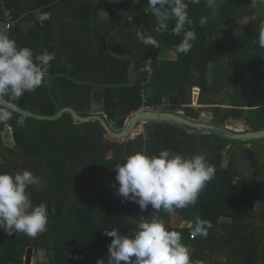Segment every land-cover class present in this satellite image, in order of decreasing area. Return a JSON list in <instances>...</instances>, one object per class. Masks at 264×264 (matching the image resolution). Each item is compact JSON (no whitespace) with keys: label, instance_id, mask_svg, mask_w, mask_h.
<instances>
[{"label":"trees","instance_id":"trees-1","mask_svg":"<svg viewBox=\"0 0 264 264\" xmlns=\"http://www.w3.org/2000/svg\"><path fill=\"white\" fill-rule=\"evenodd\" d=\"M107 1L0 0L1 19L4 17L5 4L18 20L9 36L20 47H29L37 55L44 51L55 53L46 82L16 101L19 108L38 115L53 116L56 109L49 97L48 81L56 74L96 84L119 85L128 82L131 62L114 58L106 47V37L122 21L121 15L109 9ZM220 1L222 3L215 8L207 7L206 0H200L198 4L188 2V19L192 24L187 30H194L197 39L189 53L177 54L174 49L181 42L183 32L172 34L174 21L169 22L168 31H163L159 29L147 0H115L114 7L126 10L129 20L112 37L111 47L120 56H133L137 63L136 72L140 73L136 86L100 89L76 85L62 78L53 83L57 101L64 108L74 109L82 117L102 113L116 130L122 129L127 119L142 108V93L148 98L149 106H155L156 102L165 99L171 106L168 111L176 112L182 108L187 117L195 120L200 119L202 111H208L206 107L223 105L215 99L216 95L227 85L236 91L246 71L243 69L235 74L230 73L231 64L226 63V60L230 61L233 56L216 35L218 21L226 15L232 18L247 15L248 10L242 13L239 10L242 11L248 4L245 6V0ZM36 11L48 14L49 19L35 21ZM101 11L110 14L109 24L105 26L93 24V19ZM203 17H207V20L214 17L216 22L209 24L207 21L201 25ZM29 21H34L33 27L24 33L21 25ZM141 26L147 35L158 40V49L137 40L134 33L140 31ZM162 49L174 51L178 57L177 62L159 64L157 55ZM149 58H152L153 68L151 80L153 78L156 85L153 92L149 86L152 81L146 86L145 73L142 71L145 60ZM211 65L212 86L208 80ZM193 87L200 88L197 108L192 104ZM233 104L236 103L232 101L228 105ZM95 106L100 107L99 110ZM212 112L216 116L213 124L220 126L225 117L222 115L217 120V116L221 115L222 110L214 108ZM247 113L246 124L249 130H263L264 112L258 108ZM18 116L14 113L9 122L0 124V171L14 173L22 159L39 163L48 169L43 202L48 206L49 223L47 231L42 233L40 247L50 264H97L99 259L107 264L108 245L114 238L105 232L118 229L123 235L133 233L137 230L140 216L151 219L156 215L166 224L169 222L171 215L163 210L155 212L149 205V210L142 211L135 202L118 197L112 187L117 183L114 166L123 163L127 155L134 151L152 155L161 149L186 156L201 153L215 166L214 178L200 192L195 205L176 210L187 220L200 217L211 221L213 227L208 230V236L195 235L192 239L193 229L179 231L168 226L169 229L180 232L186 246L194 245L196 250L205 246L210 253H217L221 243L227 240L228 249L237 245L243 254L239 264H259L257 257H260V244L253 227L254 208L259 202L264 204V198L261 199L256 183L243 181L240 192H236L234 182L238 177L237 155L230 152L231 161L223 166L226 160L225 148L231 142L216 135H202L172 124L150 123L144 125V135L135 141L120 144L107 141L106 133L99 123L75 125L69 114L54 122L36 120L39 125H33L28 120L35 119L26 117L23 126L17 125ZM230 116L239 119L244 114L239 110H231L226 118ZM6 135L12 138V147L4 146ZM145 135L149 138L147 141L144 140ZM244 144L249 143L234 145ZM33 203L38 202L33 200ZM100 212L103 213L102 221L97 220ZM73 214L76 219L72 218ZM222 219H230L231 222L221 223ZM75 220L78 226H75ZM217 231L226 238L222 234L216 236ZM34 239L21 233L9 236L0 230V264H24L27 249H34Z\"/></svg>","mask_w":264,"mask_h":264},{"label":"clouds","instance_id":"clouds-1","mask_svg":"<svg viewBox=\"0 0 264 264\" xmlns=\"http://www.w3.org/2000/svg\"><path fill=\"white\" fill-rule=\"evenodd\" d=\"M159 29L169 30L173 35L183 32V38L175 46L177 54L191 51L197 39L194 30H186L188 19L187 0H147ZM200 0H191L198 4ZM206 6L215 8V0H206ZM207 17L200 20L201 25ZM258 43L264 47V28H259ZM137 40L147 46L159 48L157 39L141 30L134 33ZM54 52L34 54L29 47H20L5 33H0V124H6L17 111L18 101L25 93L34 92L46 82ZM17 125L26 122L24 115L17 117ZM149 138L144 136V140ZM122 163L114 166L116 171L112 187L116 195L126 201L135 202L142 211L149 205L155 212L163 210L175 215L176 210L195 205L200 192L215 176V166L206 156L195 153L191 156L161 149L149 155L134 151ZM42 179L32 171L24 169L10 173L0 171V230L12 236L21 233L32 238L47 231L49 212L46 202L33 203L30 188L39 186ZM118 184V187H117ZM213 227L211 221L196 217L193 235L208 236ZM114 239L108 245L107 264H191L188 247L182 242V234L170 230L159 216L139 219L137 230L123 235L118 229L105 232ZM97 264H105L103 259Z\"/></svg>","mask_w":264,"mask_h":264},{"label":"crops","instance_id":"crops-1","mask_svg":"<svg viewBox=\"0 0 264 264\" xmlns=\"http://www.w3.org/2000/svg\"><path fill=\"white\" fill-rule=\"evenodd\" d=\"M221 1H216V6ZM245 6L246 3L248 4V7H243L242 11L239 10V12H246L248 10V14L243 17H235L232 18L231 15L223 16L222 19L218 21V29L216 35H218L225 46H227V51L230 53V55L233 56V58L228 61L226 60V63H230L231 67L229 69L230 73L235 74L238 70H245L246 73L241 79V82L239 83L238 89L235 91V89L229 85L225 89H222L217 95L216 100L218 102H221L223 105H220L219 107H213L209 106L206 107L208 111H202V113L207 114L205 117H207L208 122L213 124V121H215V114L212 112L214 108H220L222 110L221 115L217 116V120H220V117L224 115L225 119L221 123L220 126H223L224 128L230 127L235 132H244L249 130V127L246 124V117L247 112L251 110H255L260 108L264 112V47H261L258 43V31L259 28H264V7L260 4H252L250 0H245ZM222 3V2H221ZM114 4V3H113ZM244 6V5H243ZM109 13L101 11L99 13V16L93 19V24H101L103 26L109 24ZM35 21L43 22L45 20L49 19L48 14H42L40 11H36L34 13ZM25 17V15H23ZM1 19V17H0ZM209 24H213L216 22V18L211 17L209 20H207ZM30 24V27L28 31H25L22 28V31L24 33H28L34 24L33 22ZM24 24V23H23ZM192 24V21L189 20V22L185 25V29L187 30ZM22 27V25H21ZM73 34H71V37ZM157 59L159 60V64L162 62L166 63H175L177 62V54L169 49H162L159 51L157 55ZM226 67V65H224ZM251 68L250 70L248 68ZM213 65L210 66L209 69V85H213ZM198 89V91H196ZM200 96V88L193 87L192 88V104L194 108H197V104L199 101ZM234 101L236 104L228 105L230 102ZM184 102V101H182ZM97 110H99L100 107L95 106ZM201 108V107H200ZM179 111H183L182 108L178 109ZM176 110V111H178ZM231 110H239L242 111L244 116L242 118L236 119L233 117L226 118V114H228ZM102 114V113H98ZM200 114V116H201ZM233 122V123H231ZM244 123V124H243ZM145 125V124H144ZM144 125L142 127V131L138 132L137 134H133L129 139L128 142L135 141L139 136L144 135L145 129ZM246 125V126H245ZM244 126V127H242ZM192 133V132H190ZM202 134V133H201ZM206 135V134H202ZM13 141L12 138L9 137V135L4 136V146L6 147H12ZM234 144H228L225 148L224 156H225V162L223 166H227V164L231 161L229 159L231 148ZM242 146V148L249 149V146L245 145H237ZM253 146V145H252ZM4 148V147H2ZM1 148V149H2ZM235 150V149H234ZM237 155L238 161H237V172L238 177L235 179L234 185L236 187V192L239 193L242 187V182H250L253 184H258L259 188V194L261 199L264 198V169L262 166L258 165V168L253 167L250 168L249 165H251L250 162H246L240 159L239 155ZM227 157V158H226ZM242 161V164H241ZM254 166H256V162L254 163ZM146 210H149L147 208ZM264 212V204L261 202L257 203L254 208V222L253 225L254 231L256 234V239H259V250L258 253H260V257H257L258 263H264V222L262 221V216ZM142 216H140V219ZM194 221L195 220H187L185 219L181 214L175 212V215L170 216V220L167 223L168 226L171 228L178 229L179 231H186L194 228ZM231 222L230 219H222L221 223H229ZM221 232L217 231L216 236H221ZM193 237L195 235H192ZM191 236V238H192ZM223 237L226 238L224 234H222ZM193 239V238H192ZM251 246V244L249 245ZM189 252H190V261L191 264H239L242 261L243 254L242 252L237 248V245H232L231 249H228V241L224 240V242L221 243L220 250L217 253H210L207 247L202 246L200 249L196 250L194 245L189 244L188 246ZM234 247V248H233ZM224 248V250H222ZM33 248H28L27 251L29 253H32ZM222 250V251H221ZM26 256L24 258V264L27 261ZM31 257V256H30ZM31 260V258H30ZM29 264H31V261H29Z\"/></svg>","mask_w":264,"mask_h":264},{"label":"water","instance_id":"water-1","mask_svg":"<svg viewBox=\"0 0 264 264\" xmlns=\"http://www.w3.org/2000/svg\"><path fill=\"white\" fill-rule=\"evenodd\" d=\"M115 0H108L107 4L109 9L122 16V21L120 24L114 29L112 32L108 34L106 37V47L111 55L118 60H129L131 62L129 70H128V82L122 83L119 85H110V84H96L92 82L79 81L75 80L72 77L65 74H56L52 76L48 81V93L51 102L53 103L56 113L53 116H43L34 114L32 112L23 110L17 106L16 114L24 115L27 118L35 119L38 121H47L54 122L60 120L65 114H69L75 125H84L89 123H99L100 126L106 133V138L113 141H123L128 138H131L133 132L140 126L144 124L150 123H160V124H172L175 126H180L182 128H186L191 130L194 133H202L206 135H216L222 139H225L228 142L237 144V143H252L257 141L264 140V129L258 131H244V132H233L223 126H217L212 123H208L202 120H195L190 117H187L185 114L181 112H157V111H139L132 116H130L124 127L119 130L113 129V127L108 123V120L104 114H93L88 117L80 116L74 109L72 108H64L57 101L54 93H53V83L58 79H66L68 81L74 82L76 85L87 86V87H95L100 89H115V88H133L136 86L138 82L139 72H136L137 63L134 60L133 56H120L116 54L111 47V39L112 37L121 31L126 23L129 20V15L126 10L119 9L114 7L113 3ZM30 257L27 258L25 264H29Z\"/></svg>","mask_w":264,"mask_h":264},{"label":"rangeland","instance_id":"rangeland-1","mask_svg":"<svg viewBox=\"0 0 264 264\" xmlns=\"http://www.w3.org/2000/svg\"><path fill=\"white\" fill-rule=\"evenodd\" d=\"M30 24L32 25V23L25 22L24 24H22V28L25 31H28V29L30 27ZM0 33H5L7 35L10 34V31L7 30V28H6L5 21L1 20V19H0ZM151 81L152 82H150L149 86H150V91L153 92V90L156 87V85L153 83V78H152ZM155 83L158 85L157 82H155ZM166 102H167L168 106L165 107V110L168 111L171 108V106L169 105L170 103L168 102V100H166ZM176 102H177V99L175 100V103ZM155 109L158 111V110L161 109V107L160 106H156ZM181 112L183 114H185L184 111L181 110ZM198 120H200V119H198ZM28 121L30 123H32L33 125H39V122L36 121V120H28ZM204 121H206V120H204ZM206 122H208V121H206ZM208 123H210V122H208ZM231 123H233V122H231ZM242 127H244V126H242ZM140 131H142V127L141 126L137 128V131L135 132V134H137ZM105 139L107 141H109V142L123 144V143H127L130 138H128L126 140H123V141H113V140L107 139L106 136H105ZM228 144H233V143H228ZM244 145L246 147L249 146V149L242 148V146L233 145V147L231 148V152H234L235 154H238L240 159L243 160V161H246V162H250L251 161V165H249L250 168H253V167L258 168V165H259V166H262V168L264 169V151H263L264 143H263V141L252 142V143L244 144ZM253 162L254 163L256 162V166H254ZM241 164H242V161H241ZM24 169H28V170L32 171L36 176H38V177H40L42 179L43 183L41 185L33 186L32 188H30V190L32 191V198H33V200L35 202H38V203L43 202V191H44L46 183H47L45 178L48 175V169L45 168V167H42V165L39 164V163L30 161L28 159H24V160L22 159V160H20L15 172L23 171ZM109 181H110V179H108V181H107L108 187H109ZM108 194L109 193H108V189H107L106 190V197H108ZM72 218L76 219L75 218V214L72 215ZM102 219H103V213L100 212L97 215V220L98 221H102ZM75 226H78V222L76 220H75ZM41 237H42V234H39L37 237H35L34 242H33L34 243V246H33L34 249H32V253H29L28 251L26 252V256H28V257L31 256L30 257L31 258V260H30L31 264H50L48 257L46 256V254L42 251V249L40 247Z\"/></svg>","mask_w":264,"mask_h":264},{"label":"built area","instance_id":"built-area-1","mask_svg":"<svg viewBox=\"0 0 264 264\" xmlns=\"http://www.w3.org/2000/svg\"><path fill=\"white\" fill-rule=\"evenodd\" d=\"M250 1L252 4L258 3L264 7V0H250ZM187 2H191V0H187ZM3 9H4L5 13H4V17L1 20L5 21L6 28H7V30L10 31L16 27V25L18 24V20L15 18L13 12L5 6V4H3ZM142 71L145 73V77H146V84L145 85L148 86V84L151 80L152 74H153L152 58L145 60V67L143 68ZM196 91H198V89H196ZM142 99H143V105H142V108L140 109V111H146V110L157 111V110H155V108L148 105V98L146 97L145 93H142ZM159 106L161 107V109L158 110L157 112H166L165 107L168 106L166 100H162V102H160ZM178 112H181V111L178 110ZM206 115L207 114L202 113L200 116V120L204 121L205 119H208L207 117H205ZM226 128L233 131L230 127H226ZM233 132H235V131H233ZM238 133H240V132H238ZM192 238H194V237L192 236Z\"/></svg>","mask_w":264,"mask_h":264},{"label":"flooded vegetation","instance_id":"flooded-vegetation-1","mask_svg":"<svg viewBox=\"0 0 264 264\" xmlns=\"http://www.w3.org/2000/svg\"><path fill=\"white\" fill-rule=\"evenodd\" d=\"M162 102V101H161ZM160 103L156 102V105L155 106H152L153 108H156V106H159ZM156 110V109H155ZM107 118V117H106Z\"/></svg>","mask_w":264,"mask_h":264},{"label":"bare ground","instance_id":"bare-ground-1","mask_svg":"<svg viewBox=\"0 0 264 264\" xmlns=\"http://www.w3.org/2000/svg\"><path fill=\"white\" fill-rule=\"evenodd\" d=\"M136 130H137V129H136ZM136 130H135V131H136ZM135 131L133 132V134L135 133ZM133 134H132V135H133ZM132 135H131V137H132Z\"/></svg>","mask_w":264,"mask_h":264}]
</instances>
